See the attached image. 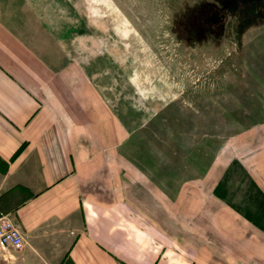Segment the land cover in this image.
<instances>
[{
	"label": "crops",
	"instance_id": "obj_1",
	"mask_svg": "<svg viewBox=\"0 0 264 264\" xmlns=\"http://www.w3.org/2000/svg\"><path fill=\"white\" fill-rule=\"evenodd\" d=\"M83 6L0 0V213L26 239L0 264H264V116L213 164L163 148L130 27Z\"/></svg>",
	"mask_w": 264,
	"mask_h": 264
},
{
	"label": "rangeland",
	"instance_id": "obj_2",
	"mask_svg": "<svg viewBox=\"0 0 264 264\" xmlns=\"http://www.w3.org/2000/svg\"><path fill=\"white\" fill-rule=\"evenodd\" d=\"M105 1L83 0V15L90 14L94 24L103 27L106 24L130 27V68L145 72L150 93L162 92L160 115L163 127L167 128L163 132V148L171 145L168 130H177L185 145L193 142L190 145L193 144L195 153L210 154L211 157H204V162L195 156V166L213 164L216 154L226 149L235 133L249 127L253 118L264 116V24L255 26L242 39L240 49L225 44L218 52L205 48L195 49L194 53L185 45L174 43L170 24L174 16L173 0ZM232 51L234 54L225 59L224 54ZM227 162L236 163L234 158ZM230 177L239 181L244 174L236 171ZM237 207L259 211V206L237 204Z\"/></svg>",
	"mask_w": 264,
	"mask_h": 264
},
{
	"label": "flooded vegetation",
	"instance_id": "obj_3",
	"mask_svg": "<svg viewBox=\"0 0 264 264\" xmlns=\"http://www.w3.org/2000/svg\"><path fill=\"white\" fill-rule=\"evenodd\" d=\"M173 1L174 16L170 24L174 43L185 45L194 53L195 49L205 48L218 52L225 44L240 49L242 39L255 26L264 24V0ZM233 51L224 54L225 59L230 58Z\"/></svg>",
	"mask_w": 264,
	"mask_h": 264
},
{
	"label": "built area",
	"instance_id": "obj_4",
	"mask_svg": "<svg viewBox=\"0 0 264 264\" xmlns=\"http://www.w3.org/2000/svg\"><path fill=\"white\" fill-rule=\"evenodd\" d=\"M26 239L15 220L8 214L0 213V255L7 251H21Z\"/></svg>",
	"mask_w": 264,
	"mask_h": 264
}]
</instances>
